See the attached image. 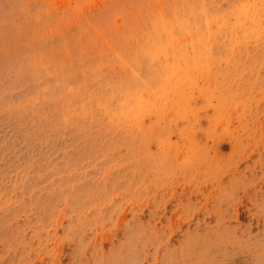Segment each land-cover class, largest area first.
<instances>
[{"label":"rangeland","instance_id":"1","mask_svg":"<svg viewBox=\"0 0 264 264\" xmlns=\"http://www.w3.org/2000/svg\"><path fill=\"white\" fill-rule=\"evenodd\" d=\"M0 264H264V0H0Z\"/></svg>","mask_w":264,"mask_h":264}]
</instances>
